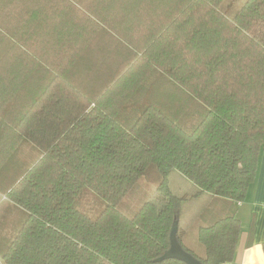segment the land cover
Masks as SVG:
<instances>
[{
	"label": "trees",
	"instance_id": "1",
	"mask_svg": "<svg viewBox=\"0 0 264 264\" xmlns=\"http://www.w3.org/2000/svg\"><path fill=\"white\" fill-rule=\"evenodd\" d=\"M224 2L0 0L4 264H187L159 260L182 213L173 170L216 204L203 247L180 244L233 260L264 152V0ZM24 144L37 156L10 169ZM152 165L159 195L126 214Z\"/></svg>",
	"mask_w": 264,
	"mask_h": 264
},
{
	"label": "rangeland",
	"instance_id": "2",
	"mask_svg": "<svg viewBox=\"0 0 264 264\" xmlns=\"http://www.w3.org/2000/svg\"><path fill=\"white\" fill-rule=\"evenodd\" d=\"M245 1L246 0H225L222 10L228 16H233L235 13H237ZM36 153L37 149L31 150L29 144L20 146L17 157L13 158L11 162L10 169L13 170L17 167L22 169L26 167L27 163L33 162L37 156ZM145 175V177L140 180L136 187L138 194L134 195L133 197L127 196L126 198H128V200H123L126 205L122 207L124 205L123 201L120 205L121 210L126 214H130L132 211L136 210L144 200L154 199L159 195L157 187L163 178L158 173L157 169H155V166H150ZM168 183L174 194L184 198L182 202L181 213L182 227L184 224L188 226V244L190 243V247L194 248L196 247L195 244H200L197 242L198 216L210 209L215 208L216 204L212 203V199H210L211 197H209L208 193H206L204 196H202V194L197 195L199 187L178 170H173L170 173L168 177ZM98 203H100V201ZM12 205L13 204L9 199L3 195H0V219L7 212L9 207H12ZM4 233H7L8 236L12 234L11 231L8 232L7 230ZM0 264H4L1 256Z\"/></svg>",
	"mask_w": 264,
	"mask_h": 264
},
{
	"label": "crops",
	"instance_id": "3",
	"mask_svg": "<svg viewBox=\"0 0 264 264\" xmlns=\"http://www.w3.org/2000/svg\"><path fill=\"white\" fill-rule=\"evenodd\" d=\"M210 195L213 200L214 196ZM235 209L241 221V231L233 260L223 264H251L254 260L259 264L264 258V152L260 155L255 182L244 201L237 203ZM178 232L183 233L187 241L188 226L184 224L182 227L181 218Z\"/></svg>",
	"mask_w": 264,
	"mask_h": 264
},
{
	"label": "water",
	"instance_id": "4",
	"mask_svg": "<svg viewBox=\"0 0 264 264\" xmlns=\"http://www.w3.org/2000/svg\"><path fill=\"white\" fill-rule=\"evenodd\" d=\"M178 231H179V222L177 221L173 224L170 232V243H171L170 248L161 258H159V260L173 258V259L181 260L187 264H203L201 260L196 258L191 253L187 252L182 247L177 237Z\"/></svg>",
	"mask_w": 264,
	"mask_h": 264
},
{
	"label": "clouds",
	"instance_id": "5",
	"mask_svg": "<svg viewBox=\"0 0 264 264\" xmlns=\"http://www.w3.org/2000/svg\"><path fill=\"white\" fill-rule=\"evenodd\" d=\"M251 264H257V262L254 260L251 262ZM259 264H264V258L260 260Z\"/></svg>",
	"mask_w": 264,
	"mask_h": 264
}]
</instances>
